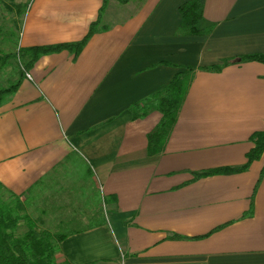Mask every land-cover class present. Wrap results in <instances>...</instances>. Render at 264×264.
<instances>
[{"label":"crops","instance_id":"crops-1","mask_svg":"<svg viewBox=\"0 0 264 264\" xmlns=\"http://www.w3.org/2000/svg\"><path fill=\"white\" fill-rule=\"evenodd\" d=\"M190 1L15 0L8 11L23 18L20 48L87 39L41 57L0 108V182L33 210L43 203L55 231H80L59 262L264 264V155L200 175L245 166L264 131V64L241 60L264 55V0H199L214 27L204 36L180 33ZM188 69L152 156L162 114L134 120L132 107Z\"/></svg>","mask_w":264,"mask_h":264},{"label":"trees","instance_id":"trees-1","mask_svg":"<svg viewBox=\"0 0 264 264\" xmlns=\"http://www.w3.org/2000/svg\"><path fill=\"white\" fill-rule=\"evenodd\" d=\"M127 1L121 0L123 3ZM14 2L15 0H0V12L3 7L11 12L19 9ZM180 14L182 16L181 34L204 36L213 32V26L203 27V7L199 0L182 5ZM95 26L97 24L92 25L88 37L97 31ZM86 41L87 39L77 44L19 48L17 54L0 55V74L9 67L15 75L17 74L15 82L6 87H0V108L12 99L21 86L22 80L41 57L71 48L77 49L78 52L85 46ZM241 60L264 64V55L243 56ZM226 64H230V61H226ZM194 70L188 69L176 75L167 88L132 107L134 120L144 119L154 111L162 114L161 121L148 136L149 153L152 156L164 151L185 102ZM252 141L254 148L248 154L247 164L242 168H223L200 175L246 171L254 161L264 155V131L255 133ZM23 196L17 195L0 182V264H66L59 262L62 243L70 235L80 231L52 232L49 228H45L44 216L34 215L31 200L24 199Z\"/></svg>","mask_w":264,"mask_h":264},{"label":"rangeland","instance_id":"rangeland-1","mask_svg":"<svg viewBox=\"0 0 264 264\" xmlns=\"http://www.w3.org/2000/svg\"><path fill=\"white\" fill-rule=\"evenodd\" d=\"M5 8L6 7H3L0 12V55L17 54V51L20 48V32L23 18L21 16H9V13ZM16 80L17 74L15 75L9 67L0 74V87H6ZM39 205L40 209L37 207L38 209L34 210V215L36 216L41 215V211L43 210V203H39ZM49 219L50 214L47 217V220H45V228H49L52 232H57L51 226Z\"/></svg>","mask_w":264,"mask_h":264},{"label":"built area","instance_id":"built-area-1","mask_svg":"<svg viewBox=\"0 0 264 264\" xmlns=\"http://www.w3.org/2000/svg\"><path fill=\"white\" fill-rule=\"evenodd\" d=\"M28 77H30V75H28ZM31 78V77H30Z\"/></svg>","mask_w":264,"mask_h":264}]
</instances>
